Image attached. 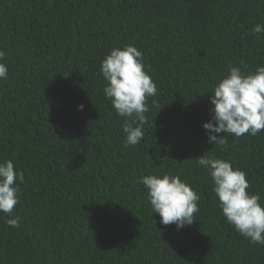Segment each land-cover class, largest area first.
Returning a JSON list of instances; mask_svg holds the SVG:
<instances>
[{
	"label": "trees",
	"instance_id": "1",
	"mask_svg": "<svg viewBox=\"0 0 264 264\" xmlns=\"http://www.w3.org/2000/svg\"><path fill=\"white\" fill-rule=\"evenodd\" d=\"M258 23L264 0H0V163L24 175L20 227L0 213V264H264V246L226 222L189 161L208 151L230 161L264 204V130L213 145L202 128L229 67L264 66ZM126 45L157 87L143 139L127 148L100 73ZM149 174L179 175L200 195L192 225L152 216L137 183Z\"/></svg>",
	"mask_w": 264,
	"mask_h": 264
},
{
	"label": "clouds",
	"instance_id": "2",
	"mask_svg": "<svg viewBox=\"0 0 264 264\" xmlns=\"http://www.w3.org/2000/svg\"><path fill=\"white\" fill-rule=\"evenodd\" d=\"M251 33L264 34V24L254 25ZM5 56L0 50V61ZM246 68L243 61L239 67L230 66L208 95L211 117L202 125L207 135L206 143L223 145L227 142L225 134L238 139L245 134L256 136L264 130V66L247 74L242 71ZM100 73L106 81L105 98L115 114L123 118V146L138 145L144 136L143 125L147 123L146 100L157 94L156 84L145 71L142 52L132 45L113 48L102 60ZM7 78L8 67L0 62V81ZM78 108L83 110V105ZM221 133L224 135L219 136ZM189 161L206 170L213 185L216 206L226 222L249 243L264 246V204L259 194L247 191L250 184L245 172L210 151ZM17 181L22 184L24 175L14 170L13 162L0 163V213L9 217L5 222L14 228L20 227L21 219L13 213L20 202ZM137 183L144 186L152 216L158 215L160 224H174L180 230L195 222L194 214L199 211L197 202L201 197L179 175L149 174Z\"/></svg>",
	"mask_w": 264,
	"mask_h": 264
}]
</instances>
